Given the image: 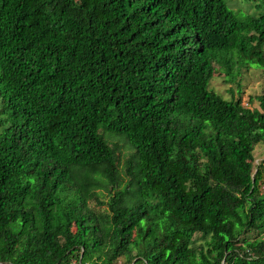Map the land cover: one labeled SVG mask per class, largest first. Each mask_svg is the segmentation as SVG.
<instances>
[{"label":"trees","instance_id":"16d2710c","mask_svg":"<svg viewBox=\"0 0 264 264\" xmlns=\"http://www.w3.org/2000/svg\"><path fill=\"white\" fill-rule=\"evenodd\" d=\"M261 144L264 12L0 0V264H264Z\"/></svg>","mask_w":264,"mask_h":264},{"label":"rangeland","instance_id":"374dc122","mask_svg":"<svg viewBox=\"0 0 264 264\" xmlns=\"http://www.w3.org/2000/svg\"><path fill=\"white\" fill-rule=\"evenodd\" d=\"M228 8L232 10L238 19H245L247 17H256L264 12V5L259 0H225ZM220 71L215 68L214 79L210 84V88H212L215 92L222 95L224 98H228V94H226V90L232 85H224L220 76ZM244 79L242 80L243 88V101H245L248 95L258 94L262 89H260V85L262 84V77L256 74V72L251 68L248 72H245ZM111 140V139H110ZM111 142V141H110ZM112 141L111 143H114ZM118 155L120 158L121 164L124 163V160L130 154L131 150L122 146V143H119L118 147ZM254 157L259 161L264 158V144L259 145L255 148ZM121 167V166H120ZM106 196V194H104ZM198 238V237H196Z\"/></svg>","mask_w":264,"mask_h":264}]
</instances>
